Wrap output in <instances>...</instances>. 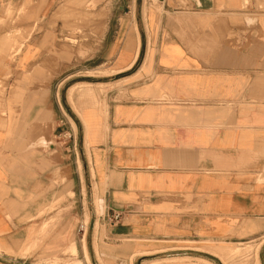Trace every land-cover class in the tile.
<instances>
[{
	"label": "crops",
	"instance_id": "obj_1",
	"mask_svg": "<svg viewBox=\"0 0 264 264\" xmlns=\"http://www.w3.org/2000/svg\"><path fill=\"white\" fill-rule=\"evenodd\" d=\"M0 83V264H264V0H0Z\"/></svg>",
	"mask_w": 264,
	"mask_h": 264
},
{
	"label": "rangeland",
	"instance_id": "obj_2",
	"mask_svg": "<svg viewBox=\"0 0 264 264\" xmlns=\"http://www.w3.org/2000/svg\"><path fill=\"white\" fill-rule=\"evenodd\" d=\"M145 2H147V5H149L151 3L152 6H159L160 5V1L159 0H144ZM140 4V0H136V8L138 9V5ZM8 21L10 22H16L15 16H14V12H9L8 14ZM12 28V32L10 33L11 37H15L16 35H18V31L15 25L11 26ZM12 44L11 41L6 42L7 46H10ZM18 43H15L13 45V50L16 48ZM72 45H78V42H73L72 41ZM80 45V43H79ZM115 70H110L109 68H104L103 70H101V72H98V75H102L103 77V81L105 80H109L108 78H106V76H109L111 74H114ZM122 84L120 83L119 86H121ZM113 86H108V87H103V92L106 93L109 89H111ZM4 84L0 83V95H3L4 93ZM66 137L69 138V133H66ZM84 226L86 228V235L89 232V228H90V223H89V210L87 208L86 210V216L84 218ZM84 236V238H85ZM80 239H82V233L80 234ZM264 240V239H263ZM262 240V241H263ZM250 245V251L249 253L243 255L240 253H237L235 256H230L227 258L226 263L227 264H253L254 263V257H255V252L256 250L259 248L260 245H254V244H247ZM75 248V245H72ZM72 248V247H71ZM87 256V254H86ZM75 260H81L77 257V251L75 249H73V252H71V249L69 251H67L65 253V255L62 256V258H57L51 262H49L48 264H71L73 261ZM82 261V260H81ZM87 261L89 262V260L87 259ZM83 262V261H82ZM84 263V262H83ZM157 262H152V264H156ZM85 264V263H84Z\"/></svg>",
	"mask_w": 264,
	"mask_h": 264
},
{
	"label": "built area",
	"instance_id": "obj_3",
	"mask_svg": "<svg viewBox=\"0 0 264 264\" xmlns=\"http://www.w3.org/2000/svg\"><path fill=\"white\" fill-rule=\"evenodd\" d=\"M159 1H161V0H159ZM110 211H111V216L109 217V221L111 223H113V224L117 223L122 219L123 211L118 210V209H114V208H111ZM86 231L87 230H86L84 223H83L80 227V232L82 233V238L86 235Z\"/></svg>",
	"mask_w": 264,
	"mask_h": 264
},
{
	"label": "bare ground",
	"instance_id": "obj_4",
	"mask_svg": "<svg viewBox=\"0 0 264 264\" xmlns=\"http://www.w3.org/2000/svg\"><path fill=\"white\" fill-rule=\"evenodd\" d=\"M6 40H7L6 42L11 41L10 38H7ZM83 240L85 242V238ZM87 259L89 260L88 256H87ZM71 264H84V263L81 260H75ZM150 264H152V263H150Z\"/></svg>",
	"mask_w": 264,
	"mask_h": 264
}]
</instances>
